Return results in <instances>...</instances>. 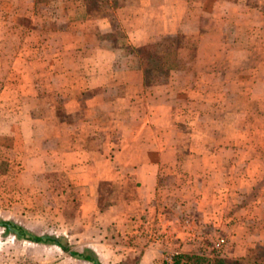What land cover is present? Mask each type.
Here are the masks:
<instances>
[{"label": "crops", "instance_id": "crops-1", "mask_svg": "<svg viewBox=\"0 0 264 264\" xmlns=\"http://www.w3.org/2000/svg\"><path fill=\"white\" fill-rule=\"evenodd\" d=\"M91 1L0 0V125L78 191L69 244L101 264L246 258L264 246V0ZM178 35L193 51L142 64Z\"/></svg>", "mask_w": 264, "mask_h": 264}, {"label": "rangeland", "instance_id": "rangeland-1", "mask_svg": "<svg viewBox=\"0 0 264 264\" xmlns=\"http://www.w3.org/2000/svg\"><path fill=\"white\" fill-rule=\"evenodd\" d=\"M0 52L5 53L3 47ZM6 66L3 58L0 60V72ZM3 115L5 113L0 109V122L4 123ZM3 123L0 125V219L13 221L39 235L60 238L72 250L81 251L82 248L76 244L70 245L65 236L67 232L76 231L70 230V223L78 212L74 202L78 191L68 188L62 175L31 173L27 160L20 155L24 154L20 152L19 126L7 127ZM107 190L104 186L101 192L106 194ZM0 264L89 263L70 258L54 245L33 244L6 237L0 229Z\"/></svg>", "mask_w": 264, "mask_h": 264}, {"label": "trees", "instance_id": "trees-1", "mask_svg": "<svg viewBox=\"0 0 264 264\" xmlns=\"http://www.w3.org/2000/svg\"><path fill=\"white\" fill-rule=\"evenodd\" d=\"M91 2L94 4L95 0ZM183 38V35L167 38L160 42V46H147L138 49L136 52L140 56L142 64L143 61L145 62L144 65L146 68H150V65L160 66L163 63H159L160 60L157 59L158 49L169 50L170 53L172 51L171 54H177L184 47L187 48V51H193V47L186 45ZM0 229L6 237H13L16 240L33 244L54 245L70 258L89 264H101L96 255L90 250L76 252L67 243H63L60 238L36 234L13 221L0 219ZM172 264H264V246H257L255 249L249 251L246 258L243 259H228L218 256L208 257L199 253L193 255H178Z\"/></svg>", "mask_w": 264, "mask_h": 264}]
</instances>
